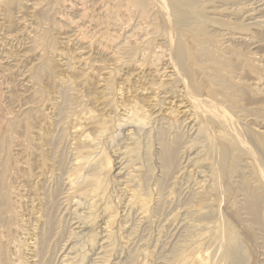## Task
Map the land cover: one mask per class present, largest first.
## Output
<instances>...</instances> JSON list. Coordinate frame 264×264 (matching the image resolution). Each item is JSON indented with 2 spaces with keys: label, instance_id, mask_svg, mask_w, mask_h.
<instances>
[{
  "label": "rangeland",
  "instance_id": "obj_1",
  "mask_svg": "<svg viewBox=\"0 0 264 264\" xmlns=\"http://www.w3.org/2000/svg\"><path fill=\"white\" fill-rule=\"evenodd\" d=\"M5 2L0 264H264V0L181 8L230 89L153 7Z\"/></svg>",
  "mask_w": 264,
  "mask_h": 264
},
{
  "label": "bare ground",
  "instance_id": "obj_2",
  "mask_svg": "<svg viewBox=\"0 0 264 264\" xmlns=\"http://www.w3.org/2000/svg\"><path fill=\"white\" fill-rule=\"evenodd\" d=\"M10 2L11 0H4ZM125 4L128 5V8L137 10L140 14H148L150 8L156 10L158 14L162 12L166 16H171V25L176 30L175 35V49H176V60L179 62L183 71L186 74H189V71L186 67L187 63H192L193 67L198 66L201 68L200 63L198 62V55L189 53L185 47V37H189L194 43L198 50L201 51L202 57L205 61L213 62L219 70H222L225 74L223 76L218 75L220 83H222L224 89H230L233 87L231 83V77L234 73V70H237L236 63L231 62L229 59H226L224 56L218 54L217 52L208 51L201 44L196 43V35L193 33H188L184 31L185 26L191 25V20L188 19L187 13H184L181 8L185 6H192L194 0H124ZM5 2V3H6ZM191 4V5H190ZM202 19L200 18L197 20ZM205 21V18L202 22ZM201 22V21H200ZM191 34V35H190ZM174 37V36H173ZM197 63V64H196ZM230 101V99H228ZM171 150H168L166 159L168 156H171ZM164 154V153H163ZM165 156V155H164ZM222 160V159H221ZM165 161V160H164ZM221 162V161H220ZM231 170V166H230ZM2 191V178L0 174V195ZM257 198L247 199L244 203L245 209L249 212L251 216H257V211L259 208V203ZM1 223V222H0ZM222 258L230 264H240V256L236 254V250L227 246L222 254Z\"/></svg>",
  "mask_w": 264,
  "mask_h": 264
}]
</instances>
